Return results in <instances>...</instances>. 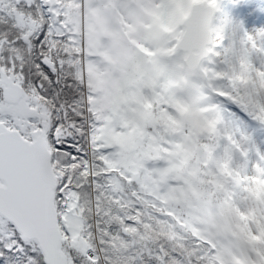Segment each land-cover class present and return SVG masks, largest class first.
<instances>
[{
  "label": "snow or ice",
  "instance_id": "obj_1",
  "mask_svg": "<svg viewBox=\"0 0 264 264\" xmlns=\"http://www.w3.org/2000/svg\"><path fill=\"white\" fill-rule=\"evenodd\" d=\"M219 12L0 0V264H264V26Z\"/></svg>",
  "mask_w": 264,
  "mask_h": 264
},
{
  "label": "rangeland",
  "instance_id": "obj_2",
  "mask_svg": "<svg viewBox=\"0 0 264 264\" xmlns=\"http://www.w3.org/2000/svg\"><path fill=\"white\" fill-rule=\"evenodd\" d=\"M219 4V15L227 14L234 21L240 20L249 30L264 26V0H237L236 3L232 0H219ZM254 135L264 139V131L257 129ZM261 146L264 147V144Z\"/></svg>",
  "mask_w": 264,
  "mask_h": 264
},
{
  "label": "trees",
  "instance_id": "obj_3",
  "mask_svg": "<svg viewBox=\"0 0 264 264\" xmlns=\"http://www.w3.org/2000/svg\"><path fill=\"white\" fill-rule=\"evenodd\" d=\"M223 15V14H222ZM225 17H229L227 14H224Z\"/></svg>",
  "mask_w": 264,
  "mask_h": 264
}]
</instances>
